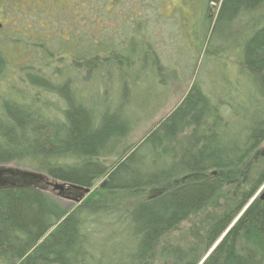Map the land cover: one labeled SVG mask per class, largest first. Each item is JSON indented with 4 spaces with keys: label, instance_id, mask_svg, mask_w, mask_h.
<instances>
[{
    "label": "trees",
    "instance_id": "1",
    "mask_svg": "<svg viewBox=\"0 0 264 264\" xmlns=\"http://www.w3.org/2000/svg\"><path fill=\"white\" fill-rule=\"evenodd\" d=\"M204 2L217 8L210 34L211 108L195 82L138 145L119 150L124 129L116 122L101 127L93 110L70 107L67 83L58 93L66 102L57 108L59 118L37 100L0 102V166L36 170L0 168V264H264V155L249 192L230 193L225 181L241 176L264 143V0ZM130 41L137 40H127L128 51ZM108 56L115 60H86L87 73L105 74L102 67L117 63L118 70L130 67ZM153 61L160 70L157 57ZM6 65L0 52V78ZM29 79L45 92L54 90L42 78ZM163 132L151 149L161 169H145L139 157ZM166 161L175 169L169 171ZM103 177L106 191L154 194L132 208L87 200L71 211L51 195L54 182L78 197Z\"/></svg>",
    "mask_w": 264,
    "mask_h": 264
},
{
    "label": "rangeland",
    "instance_id": "2",
    "mask_svg": "<svg viewBox=\"0 0 264 264\" xmlns=\"http://www.w3.org/2000/svg\"><path fill=\"white\" fill-rule=\"evenodd\" d=\"M122 1L125 2L0 0V52L7 63L0 78V102L4 99L34 105L33 100H37L38 104L44 102L45 108L52 109V117L59 118L57 108L65 107L66 102L60 100L58 93L67 83L66 98L72 103L70 107L93 110L99 116L101 127L116 122L124 133L130 131L117 138L119 145L115 146L119 150L128 143L140 144L180 105L195 82L208 95L205 105L211 108L210 34L217 8L204 0ZM131 39L137 41H130L132 49L128 51L126 42ZM206 48L208 54L204 55ZM109 54L117 56L119 61H128L130 67L125 65L118 70L117 63L113 64L115 67H102L100 72L105 74L87 73L83 66L86 60H115ZM154 57L160 70L153 63ZM76 62L81 63L80 68L74 65ZM29 78H42L54 90L45 92L32 86ZM238 87L241 98L245 95L244 84L239 82ZM239 110L241 114V108ZM164 135L165 132L156 136L146 146L150 153L144 152L139 157L146 163L145 169H161L156 166L160 161L151 149ZM259 149L257 158L241 176L226 177L228 192L238 189V193L244 194L254 186L263 169L264 143ZM114 161L104 163L110 167ZM165 163L169 171L175 169L170 168L169 161ZM0 168L36 172L31 166L20 163ZM106 181L107 177L100 178L89 193L82 192L78 197L68 192L63 195L52 192L51 195L65 210L71 211L87 200L132 208L154 194L106 191L102 188ZM262 190H258L252 201Z\"/></svg>",
    "mask_w": 264,
    "mask_h": 264
},
{
    "label": "water",
    "instance_id": "3",
    "mask_svg": "<svg viewBox=\"0 0 264 264\" xmlns=\"http://www.w3.org/2000/svg\"><path fill=\"white\" fill-rule=\"evenodd\" d=\"M50 186H51V188H53V191L58 193L59 195H62L66 191L65 186L62 184H50ZM84 192L89 193L90 190H84Z\"/></svg>",
    "mask_w": 264,
    "mask_h": 264
},
{
    "label": "flooded vegetation",
    "instance_id": "4",
    "mask_svg": "<svg viewBox=\"0 0 264 264\" xmlns=\"http://www.w3.org/2000/svg\"><path fill=\"white\" fill-rule=\"evenodd\" d=\"M121 2H125V1H122V0H121ZM121 2H120V3H121ZM53 3H54V1L52 2V4H53ZM118 6L120 7V5H118ZM82 8H84V5H82ZM117 9H118V7L116 6V10H117ZM113 10H114V9H113ZM80 11H81V10H80Z\"/></svg>",
    "mask_w": 264,
    "mask_h": 264
}]
</instances>
